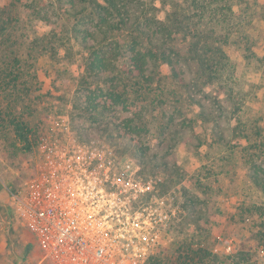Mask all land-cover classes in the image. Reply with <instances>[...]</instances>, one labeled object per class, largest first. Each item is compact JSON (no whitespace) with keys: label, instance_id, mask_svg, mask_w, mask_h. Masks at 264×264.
I'll list each match as a JSON object with an SVG mask.
<instances>
[{"label":"trees","instance_id":"16d2710c","mask_svg":"<svg viewBox=\"0 0 264 264\" xmlns=\"http://www.w3.org/2000/svg\"><path fill=\"white\" fill-rule=\"evenodd\" d=\"M238 2L13 0L11 13L0 8V53L4 55L0 75L8 74L7 81L11 83V88L5 84L2 89L9 87L10 92H22L15 82L23 72L21 61L33 56L35 50L55 58L65 49L72 58L71 47L75 45L83 63L77 90L87 93L83 94L85 111L105 104L106 107L120 105L131 116L123 118L124 124L117 121L114 125L121 137L134 141L133 133H139L149 124L146 112L159 109L156 114H161L164 125L169 127V136L164 138L171 145L204 157L205 174L215 167V162L208 161L222 159L221 167L229 165L222 175L240 177L241 183L264 195L262 115L248 113L244 107L249 91L242 79L245 64L264 63V54L256 50L259 45L264 49L262 42L253 33L249 34L258 26H246L251 24V19L255 25L262 21L258 15L262 13L264 18V5L245 12L244 8L235 10ZM21 18L35 20L45 29L29 38L25 26H21ZM18 20L20 26H10ZM231 47L236 58L226 49ZM162 79H170L173 90L165 91L160 85ZM154 82H159L158 93ZM169 98L174 99V105L167 113L158 103L168 109ZM0 123L10 127L24 148L33 146V127L22 117L10 110L0 112ZM138 163L143 173L144 167ZM146 171L157 173L153 168ZM163 177L171 185L167 174ZM204 191L208 194L207 189ZM205 202L185 196L186 214L180 221L191 233L184 240L188 243L186 250L174 255L176 261L171 264L190 261L208 264L218 258L219 254L212 252L213 247H207L203 241L208 232L207 223L212 220L204 214L201 204ZM250 219L259 220L252 235L264 244V201H250L244 207L239 206L237 212L219 218L224 226ZM243 264L251 263L243 260Z\"/></svg>","mask_w":264,"mask_h":264},{"label":"rangeland","instance_id":"374dc122","mask_svg":"<svg viewBox=\"0 0 264 264\" xmlns=\"http://www.w3.org/2000/svg\"><path fill=\"white\" fill-rule=\"evenodd\" d=\"M12 3L13 0H0L1 10L11 13ZM259 5L263 6L264 0H239L234 7L235 10L244 8L245 12H253ZM258 18L262 21L255 25L254 20L251 19V24L247 23L246 26H258L259 30L256 29L254 32L250 30L249 34L253 33L264 47L262 13ZM10 26H20V21H12ZM21 26H25V33L29 38L34 36V32L45 29L35 20L25 18H21ZM27 35H23L24 38ZM26 44L27 42L23 45ZM226 49L232 58H236L237 54L232 47ZM71 50L72 58L67 56L65 49H62L55 58L46 57L37 49L33 52V56L23 59L21 61L23 72L15 81L21 93L10 92L8 88H11V83L7 81L10 79L9 75L5 77L0 75V112L10 110L14 115L22 117L33 127L34 139L33 146L26 149L15 139L10 127L0 123V264H47L41 259V251L36 241L17 218L10 202L9 190L18 186L23 178L34 171L37 142L46 134L51 121L57 116L69 118L72 129L80 139L112 145L118 152L135 158L144 167L143 173L145 171L147 174L146 170L153 168L157 172L156 175L167 174V182L171 185H179L182 207L185 196L206 201L201 206L205 216L210 215L212 220L207 223L208 232L207 236L203 237V241L207 247L217 246L220 250L218 258L208 264H243V260L251 264H264V244L252 235V232L257 230L258 219H255V222H252L253 219L243 222L232 221L229 226L220 224L219 220L223 215L237 212L239 206L244 207L250 201L263 202L264 195L254 188L249 189L247 184L241 183L240 177L236 178L233 175L231 178L230 175H222L229 168V165L221 167L222 159L208 161V163L215 162V167L205 174L202 170V166L207 162L204 157L181 146L171 145L169 143L171 141L164 138L169 136V127L164 125L165 121L161 119V114H156L159 109L146 112L145 118L146 120L148 118L149 124L139 133H133L134 141L121 137L114 125L117 121L124 124L123 118L131 116L130 112L123 111L120 105L106 107L105 104V107L85 111L82 105L83 96L87 93L77 90L78 75L82 71L83 63L77 47L74 45ZM256 50L260 55L264 54L261 45ZM3 61L4 55L0 53V64L4 63ZM242 70V79L249 91L244 107L248 113L262 115L264 126V63L257 61L254 64L247 63ZM171 82L170 79H162L160 85L164 86L165 91L173 90ZM5 84L9 87L2 89ZM158 86L159 82L153 83L157 93ZM78 96H81L82 101H79ZM133 96L134 94L131 95ZM167 100H170L167 103L168 109L163 103L158 104L160 107L162 105L160 109L164 107L166 112L170 113L174 99ZM206 189L208 194H205ZM185 214L184 210V216ZM202 219L204 220L205 217ZM180 220L173 225L172 244L155 251L147 264H171L172 261H176L173 259L174 255L186 250L188 243L184 240L185 238L188 240L191 231L186 230ZM202 227L206 225L202 224ZM227 245L230 246L229 252L225 251ZM202 263L203 261L187 262V264Z\"/></svg>","mask_w":264,"mask_h":264},{"label":"built area","instance_id":"2783aa9c","mask_svg":"<svg viewBox=\"0 0 264 264\" xmlns=\"http://www.w3.org/2000/svg\"><path fill=\"white\" fill-rule=\"evenodd\" d=\"M36 153L34 171L9 195L47 264H147L174 241L184 216L178 184L142 173L112 145L80 139L63 116L53 118Z\"/></svg>","mask_w":264,"mask_h":264}]
</instances>
